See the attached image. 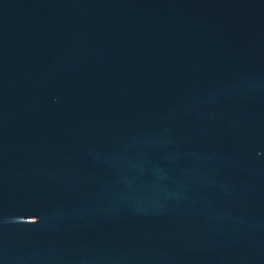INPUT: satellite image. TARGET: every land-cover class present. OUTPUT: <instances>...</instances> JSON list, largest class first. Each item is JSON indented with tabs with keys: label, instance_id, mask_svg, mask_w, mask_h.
<instances>
[{
	"label": "water",
	"instance_id": "water-1",
	"mask_svg": "<svg viewBox=\"0 0 264 264\" xmlns=\"http://www.w3.org/2000/svg\"><path fill=\"white\" fill-rule=\"evenodd\" d=\"M0 264H264V0H0Z\"/></svg>",
	"mask_w": 264,
	"mask_h": 264
}]
</instances>
